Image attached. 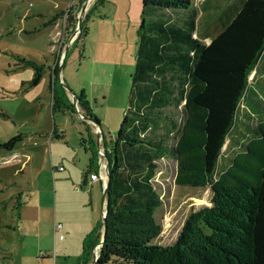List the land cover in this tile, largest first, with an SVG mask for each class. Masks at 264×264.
I'll return each mask as SVG.
<instances>
[{
	"label": "trees",
	"instance_id": "1",
	"mask_svg": "<svg viewBox=\"0 0 264 264\" xmlns=\"http://www.w3.org/2000/svg\"><path fill=\"white\" fill-rule=\"evenodd\" d=\"M103 5L96 0L88 10L71 48ZM211 13L219 27L205 45L198 24L210 23ZM140 19L128 108L115 138L104 141L106 229L94 264H264V0H202L198 10L192 0H141ZM16 59L33 70L28 86H36L44 65ZM64 64L59 59L49 75L52 115L76 112L60 83ZM76 100L99 123L83 90ZM86 131L89 140L79 142L85 150L89 142L92 155L84 177L99 166ZM23 139L12 137L0 150L9 153ZM226 141L234 150L228 157ZM165 159L176 162L177 186L212 192L210 206L190 214L170 246L156 243L161 200L153 179ZM102 228L101 221L83 241L82 257L91 263Z\"/></svg>",
	"mask_w": 264,
	"mask_h": 264
},
{
	"label": "rangeland",
	"instance_id": "2",
	"mask_svg": "<svg viewBox=\"0 0 264 264\" xmlns=\"http://www.w3.org/2000/svg\"><path fill=\"white\" fill-rule=\"evenodd\" d=\"M95 1L90 0L81 22ZM201 2L192 0L193 7L198 10ZM78 3L79 0L0 1V143L20 134L24 141L16 146L13 153L34 156L24 166L22 157H19V161L4 164L0 161V264H53L52 260L45 263L38 261V256L39 251H43L50 242L48 232L54 211L55 192L52 174L60 177L57 172L62 171L53 172L50 152L46 144L42 143L45 140L40 141L37 135L45 131L50 133L53 126L64 131L63 140L52 141L54 157L67 154L69 161L66 163L72 167L73 176L75 172L78 173L80 182V175L88 167L85 152L79 147L81 137L78 134L79 131L84 139H88L85 122L76 112L52 115L49 90L51 67L59 59L61 62L64 60L60 78L66 85L71 84L76 89L84 87L90 107L101 122L107 145L115 138L128 108L129 77L135 63L136 31L141 23V0H104V5L96 10L89 23V36L81 38L76 46L68 49L64 57L66 45L77 31L78 19L81 17L84 2ZM70 6L71 15L67 13ZM61 12L66 13L59 19L57 29L49 22ZM68 17L72 21L67 22ZM121 19L131 22L127 31ZM217 25L219 22H215L207 32L214 35L219 27ZM77 32L76 35H79ZM17 57L44 65L42 79L36 86L29 88L33 70L17 67ZM252 77L253 74L249 80ZM68 89L72 90L70 86ZM242 110L248 112L243 105ZM90 126L95 134L96 127L93 124ZM31 135L33 137L30 138ZM100 147L102 151L101 142ZM40 148H44L45 153H39ZM72 148L79 152L82 159L80 164L74 160ZM222 152L225 157L234 152L228 141ZM5 155V151L0 150V157ZM106 163L102 157V171ZM175 174L174 160L165 159L157 163L153 182L161 200L155 213L160 226L156 243L161 246L172 245L187 217L203 207H209L212 196L210 186H177ZM17 210L25 220L32 217L29 219L31 221H24V231L11 228L16 224ZM32 212L39 216L38 222L33 221ZM37 234L41 235L39 239ZM58 257L56 264H77L78 261L77 258L64 260Z\"/></svg>",
	"mask_w": 264,
	"mask_h": 264
},
{
	"label": "crops",
	"instance_id": "3",
	"mask_svg": "<svg viewBox=\"0 0 264 264\" xmlns=\"http://www.w3.org/2000/svg\"><path fill=\"white\" fill-rule=\"evenodd\" d=\"M205 18L209 19L210 23L207 20L202 23L200 20L199 24H198V30H199V37L205 38L202 40V42L205 45H208L210 43L209 38L212 35L210 33H208L207 30L211 29L213 24L215 22H217L216 21L217 19H216V15H214L212 13L205 15ZM121 21H123V27L127 31L131 22H126V20L124 21L123 19H121ZM89 23H88L89 32L85 37H88L90 32H91V28L89 26ZM58 25H59V19L56 20L55 23H53V26L57 27V29H58ZM131 28L134 30V27H131ZM114 32H116V31H113V33ZM77 35H76V37H74L73 41L77 38ZM127 37H128V35H127ZM73 41H71V37H70L68 44L66 45V48L64 50V54H65L64 57H66V53H67L68 49L71 48ZM252 74L254 77V73H252ZM59 76L61 77V72H60ZM251 80H249V81H251ZM60 81L62 84L65 85V82L61 78H60ZM68 82H71V81L69 80ZM67 86L68 87L70 86L74 92H78V90L79 91L83 90L85 92V95H86V100L89 102V98H88V95H87L84 87H82V88L80 87V89H76L71 84H68ZM78 94L79 93H76L75 96ZM67 95L71 100L72 99L71 95H69L68 93H67ZM76 109H77L76 113L79 116L81 115V113L82 114L84 113V111L79 110L80 108L78 107V105H77ZM80 111H81V113H80ZM91 111L94 114V116L97 118L99 123H95L92 120L91 121L83 120V121L85 122V125L89 129V132H90L93 140L95 141V148L98 151V148L99 149L101 148L100 142L102 143V148L105 147L104 141H106V139L103 136V132H102L101 126H100L101 122H100L99 118L93 112L92 108H91ZM90 124H93L96 127V131H95L96 135L94 134V131L91 129ZM54 130H55V133L61 137V139H59V140L55 139V136L53 135ZM98 131H99V133H97ZM78 134L81 138H83L82 137L83 135L81 133H79V131H78ZM38 136H39L40 141L45 140V142H42V143L46 144V147L48 148V150L50 152V159H51V164H52L51 167L53 169V172L59 171L57 168H59L60 166L63 169L62 172H57V174H59L60 177H56L55 174H52L53 175V177H52V179H53V191H55V192L53 194L54 211H53V216L49 222L50 228H49L48 236H49L50 242L44 248H43V246L40 247V248H43V251H39L40 253L38 256V261L45 263L49 260H52V263L56 264L57 260L59 258L58 256H61L64 258V260H67L70 257L77 258V260H78L77 264H92L90 259H88L84 256L82 257V249L81 248H82L84 239L94 230V228L98 225V223H100L102 221V214L105 210V203H104V199H103V190H104V186H105V182H106V176H107L106 166L107 165L109 166L108 160H107V158H105L107 163L104 166V169H105L104 171L101 170V165L99 162L98 169L97 170H94V169L91 170L90 173H88V175L84 177L85 171L87 169V166H86L85 169L83 170L82 174L80 175V179H81V182H80L79 177L77 176L78 173L75 172V175L73 176V174L71 172L72 167L70 166V164L66 163L67 161H69V157L67 156V154L62 153L58 158H55L53 155V146L54 145L52 144V141L53 140L54 141L63 140L65 138L64 131H62L60 129L57 130V128L56 127L54 128V126H53V129L50 133H46V131H45V132H41V134L37 135V137ZM31 137H33V136L31 135L30 138ZM30 138H27V139H30ZM88 140H89V138H88ZM23 141H24V139L22 140L21 144L23 143ZM79 147L82 148L80 146V143H79ZM84 147L87 148V150H85L83 148L82 149L85 152V156L87 159L86 162L89 166V160H90L91 155H92L90 149L92 147H91V144L89 142H87ZM14 149L11 152L6 153V155L4 157H0L1 158L0 161H2L1 164L12 162V161H19V160H21V159H19V157H22V159L24 160L22 162V166H24V165H27L32 160V157H34V156H32L30 154H26V153L15 154V153H13ZM67 149H68V147H67ZM72 152L74 155V160L77 161L78 164H80L82 159H81V157H79V152L73 148H72ZM39 153H41V154L45 153L44 148H40ZM73 167L75 170V168H76L75 164ZM90 174L96 175L97 178L94 180H91L89 177ZM2 202L5 203V201H2ZM31 216L34 217L33 221H37V219L39 218V216L35 212L34 213L32 212ZM30 218H32V217H28L26 220H29ZM26 220L23 217L22 213H20L17 210L16 224H13V226L11 225L12 226L11 228H13L14 230L15 229H18V230L22 229L21 231H24L23 225H24V221H26ZM29 221H31V220H29ZM55 224H60L62 226L61 232H54V225ZM4 226L6 228H9L8 225H6V224ZM60 236H63L62 240L59 239ZM36 237L39 239V237H41V235L37 234ZM97 250H98L97 246H95L92 250V256L95 252H97ZM2 251H5V250H2ZM4 253H8V251L4 252Z\"/></svg>",
	"mask_w": 264,
	"mask_h": 264
},
{
	"label": "water",
	"instance_id": "4",
	"mask_svg": "<svg viewBox=\"0 0 264 264\" xmlns=\"http://www.w3.org/2000/svg\"><path fill=\"white\" fill-rule=\"evenodd\" d=\"M89 2H90V0H86V1L83 3V5H82V8H81V17L78 19L77 28H76L77 31H79V26H80V24H81L82 16H83L84 13L86 12V8H87ZM77 31H76L75 34H73V36L71 37V41H73L74 37H76V33H78ZM65 53H66V52H65ZM64 56H65V54H64ZM64 88H65L66 92H67L69 95H71V97H72L71 101H72V103H73V105H74V107H75V111H76V110H77V109H76V107H77V100H76V98H75V97H76L75 94L73 93L72 90L66 88L65 86H64ZM79 117H80L82 120H85V121H91L90 119H88V118L85 117V116L80 115ZM97 133H99V131H98ZM98 151H101V150L98 148ZM100 155H101L102 157L106 158L105 155H103V154H100ZM106 168H107V169H106V170H107V176H106V182H105V186H104V190H103V199H104V203H106V193H107V188H108V185H109L108 165L106 166ZM105 213H106V212H105V210H104V212H103V214H102V223H103L102 236H101V241H100V243L97 245V249H99V248L101 247L102 242H103V238H104V234H105V229H106V228H105ZM96 259H97V252H95V253L93 254L92 264L95 263Z\"/></svg>",
	"mask_w": 264,
	"mask_h": 264
},
{
	"label": "built area",
	"instance_id": "5",
	"mask_svg": "<svg viewBox=\"0 0 264 264\" xmlns=\"http://www.w3.org/2000/svg\"><path fill=\"white\" fill-rule=\"evenodd\" d=\"M100 154L105 155L104 154V149L102 151H98L99 162H100V159L102 158V156ZM58 170L62 171L63 169H62V167H59ZM89 177H90L91 180H94V179L97 178V176L94 175V174L89 175ZM61 230H62V226L60 224H55L54 225V232H61ZM59 239L62 240L63 236H60Z\"/></svg>",
	"mask_w": 264,
	"mask_h": 264
}]
</instances>
